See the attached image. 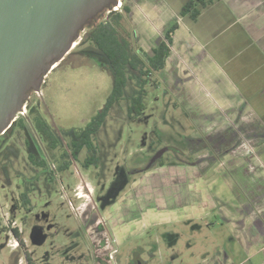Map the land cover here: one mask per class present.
<instances>
[{
  "label": "rangeland",
  "instance_id": "rangeland-1",
  "mask_svg": "<svg viewBox=\"0 0 264 264\" xmlns=\"http://www.w3.org/2000/svg\"><path fill=\"white\" fill-rule=\"evenodd\" d=\"M128 2L123 0L122 4ZM107 16V12L100 14L79 34L73 51L47 74L40 95L32 98L25 124L29 128L27 121L32 119L33 122L41 109L46 124L55 133L56 149L45 145L46 157L39 155L32 141L44 145L46 139L37 134L32 135L31 141L17 126L0 140V176L15 180L13 187L20 188L24 183V191L30 192L35 207L29 218L30 227L38 226L48 236L37 250L32 246L26 250L36 264H207V256L218 249L226 247L228 251H240L238 246L232 245L226 226L217 219H211L213 224L209 227L205 226L207 217L180 222L181 218H191L185 215L193 214V210L181 212L179 209L178 222L150 226L142 231L124 223L137 215L134 206L138 208L140 202L142 207L151 205L149 199L154 194L145 173L160 163L183 165L179 161L191 159L187 149L189 138L197 132L201 134L194 123L219 120L217 117L207 119L204 114L198 119L197 114L177 105L180 102L171 96L156 75L150 76L148 84L141 86L137 74L127 70L128 82L122 99L112 106L92 138L95 149L90 152L83 149L76 161L70 160L71 143L95 120L112 90L105 58L87 41L77 46L86 38L88 28L107 20ZM123 25L125 29L120 31L121 35L136 52L139 47L133 40L131 27L126 22ZM133 98L138 99L134 108L131 107ZM243 117L247 120L245 114ZM236 119L239 118L234 114L226 113L220 121ZM202 131L205 135L206 130ZM27 141L31 143L29 149L24 146ZM30 153L36 160L43 159L44 166L31 164L27 159ZM207 155L210 157L202 153L196 158ZM88 158H93L95 163L86 167L84 161ZM63 162L66 170L60 169ZM136 181L137 186L132 187ZM83 183L93 189L91 196ZM3 184L4 181H0V217L6 211L2 208L12 198L8 190H3ZM77 185L83 187L82 191L74 190ZM170 185L163 186L164 193L173 198L178 183ZM116 225L118 229L126 225L131 231L122 240L118 234V242L113 233ZM2 240L6 241L4 235L0 237ZM173 243L174 246L169 247ZM9 244L12 248L17 243L11 240ZM262 257L256 256L247 264H262ZM239 259L241 252L236 255L235 262ZM20 264H24L22 255Z\"/></svg>",
  "mask_w": 264,
  "mask_h": 264
},
{
  "label": "crops",
  "instance_id": "crops-1",
  "mask_svg": "<svg viewBox=\"0 0 264 264\" xmlns=\"http://www.w3.org/2000/svg\"><path fill=\"white\" fill-rule=\"evenodd\" d=\"M191 1L196 0L126 3L130 9L126 22L139 54L152 55L165 32L177 25L157 78L180 102L177 105L198 119L204 114L219 120L194 123L201 134L187 142L192 163L163 165L145 173L154 194L151 205L142 207L140 202L134 206L137 215L124 223L142 231L204 217L209 227L211 219H217L240 251L218 249L207 256V264H247L259 255L264 264V0H204V6L197 4L195 19L180 14ZM226 113L239 119L220 121ZM202 153L210 157L196 158ZM174 182L178 190L168 198L163 186ZM88 188L91 196L89 184ZM179 209L194 213L178 220ZM119 227H113L116 241L118 234L122 240L131 233L126 225ZM240 252L241 259L235 262Z\"/></svg>",
  "mask_w": 264,
  "mask_h": 264
},
{
  "label": "water",
  "instance_id": "water-1",
  "mask_svg": "<svg viewBox=\"0 0 264 264\" xmlns=\"http://www.w3.org/2000/svg\"><path fill=\"white\" fill-rule=\"evenodd\" d=\"M115 0H0V135L31 92L73 50L84 27ZM32 238L41 245L44 236Z\"/></svg>",
  "mask_w": 264,
  "mask_h": 264
},
{
  "label": "trees",
  "instance_id": "trees-1",
  "mask_svg": "<svg viewBox=\"0 0 264 264\" xmlns=\"http://www.w3.org/2000/svg\"><path fill=\"white\" fill-rule=\"evenodd\" d=\"M197 4L204 6V0H196L187 3L181 10V16L190 14L192 19H195L199 14ZM107 12V11H105ZM103 12V13H105ZM130 13L129 7L123 3L119 12H111L107 16V20L98 23L92 28H88L87 36L77 46H81L85 41L93 44L96 49L106 60L105 69L109 73L112 80V90L109 94L103 108L97 113L95 120L86 127L80 137L72 142L73 151L71 156L76 159V156L86 149L89 152L95 149L92 138L99 131L105 119L107 118L112 106L123 97V91L128 82L127 70L135 72L141 86L148 84L150 76L158 75L165 68L166 59L170 54V46L172 44V36L177 29V25L173 24L163 35V40L158 47L152 51V55L138 54L139 50L133 52L127 41L121 35L124 32V23L126 15ZM94 21V20H93ZM92 21V22H93ZM84 27L87 28L92 23ZM127 23V22H126ZM121 31V32H120ZM141 53V52H140ZM63 61V60H62ZM61 61V62H62ZM155 86L158 83L154 82ZM138 104V99H132V108ZM34 127L44 137L51 142L52 148H56V138L52 129L46 124L43 118L36 117L33 119ZM24 118L16 121L15 125L23 127ZM95 163L93 158H88L85 161V166H90ZM61 170H66L64 163L60 167Z\"/></svg>",
  "mask_w": 264,
  "mask_h": 264
},
{
  "label": "flooded vegetation",
  "instance_id": "flooded-vegetation-1",
  "mask_svg": "<svg viewBox=\"0 0 264 264\" xmlns=\"http://www.w3.org/2000/svg\"><path fill=\"white\" fill-rule=\"evenodd\" d=\"M57 66L55 68H57ZM55 68H54V70H55ZM34 95H37V94L34 92H31L28 96V99L25 103L26 104L25 115L17 118L11 124V126L3 134L0 135V140L2 138H5L11 132V130L14 128V126H17L20 129V131H24L26 133V135H29L31 138V141L33 140L32 135H37V134L42 135L40 132L37 131V129H35L34 122H32V119H31V121H29V120L27 121L29 128L26 126L25 123H24L23 127H19L18 125H15L16 121L19 120L20 118H24L25 122L29 118V114H30L29 112H30V108H31L30 106L33 103L32 98L34 97ZM41 111L42 110L40 109V111L38 110V112H37V115L39 118L40 117L43 118L42 114L40 113ZM28 129L31 130V133H28ZM52 131H53V129H52ZM54 135H55V133H54ZM44 138L47 141L46 144L43 145L40 141L35 142V140L32 141L33 142L32 144L36 148V151L39 155L42 154V156L46 157L47 154H46L45 145L48 146L50 149H53V150H55L56 148L55 149L52 148L51 142H49L46 137H44ZM77 139H75L74 141H76ZM30 144H31L30 141H27L26 143H24V146L27 149H29ZM56 145H57V143H56ZM71 149L73 151L72 143H71ZM66 155L67 154H65L63 156L65 157ZM77 158H78V155L76 156V159ZM27 159L31 164L37 165V167H43L44 166V160L43 159L36 160V156L33 155L32 153L27 155ZM76 159H74L70 153V160L73 162V161H76ZM85 161H84V164H85ZM179 162L184 163V164L192 163L190 160H187V162H185V161L184 162L179 161ZM63 163H65V162H63ZM163 165H165V164L160 163V165H158V167H162ZM7 177L8 176H6V177L0 176V181H2V180L4 181V184L2 186L3 190H8L12 196L11 200L2 208L6 211L2 212L3 217H0V237L2 235H4L6 237L5 242L3 240L0 241V264H20V255H22V257L24 259V264H36V260L30 256V253H28L26 248L32 246L33 250H35L37 247H41L47 241L48 236H47V234L44 233L42 228H40L38 226L30 227V224H29L30 219L29 218H30V215L35 210V207L31 203L30 192L24 191V189H25L24 183L22 182L20 188H19V186L13 187L15 180L12 181L10 178H7ZM14 178H15V176H14ZM29 184L32 187V184L31 183H29ZM83 184H84V188L88 192V190H89L88 184L87 183H83ZM15 188L17 189V192L15 191L16 190ZM77 189H81V191H82L83 187L81 185H77L74 188V190H77ZM91 192H93V189ZM78 199H80V198H78ZM38 232H39V234H38L39 236H44V238H45L41 245H35L33 243V240H32L34 235ZM11 240H13L17 243L12 248L9 247L10 246L9 241H11ZM42 258H43V256H40V260H42ZM108 260H111L110 256H108Z\"/></svg>",
  "mask_w": 264,
  "mask_h": 264
},
{
  "label": "built area",
  "instance_id": "built-area-1",
  "mask_svg": "<svg viewBox=\"0 0 264 264\" xmlns=\"http://www.w3.org/2000/svg\"><path fill=\"white\" fill-rule=\"evenodd\" d=\"M115 1H116V5L113 6L110 10L107 11L108 14L111 13V12H119V11L121 10V7H122V1H123V0H115ZM36 94H37V93H36ZM37 95L39 96L40 93L37 94ZM25 113H26V104H24L23 107H22V109H21V111L17 113V115H16L14 121H15L17 118L24 116ZM77 198H81V196L77 195ZM114 253H115V251H114Z\"/></svg>",
  "mask_w": 264,
  "mask_h": 264
},
{
  "label": "bare ground",
  "instance_id": "bare-ground-1",
  "mask_svg": "<svg viewBox=\"0 0 264 264\" xmlns=\"http://www.w3.org/2000/svg\"><path fill=\"white\" fill-rule=\"evenodd\" d=\"M77 42L75 43V46H76ZM73 51V50H72Z\"/></svg>",
  "mask_w": 264,
  "mask_h": 264
}]
</instances>
